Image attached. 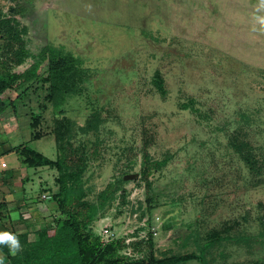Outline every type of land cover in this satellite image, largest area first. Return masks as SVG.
Listing matches in <instances>:
<instances>
[{
	"label": "rangeland",
	"instance_id": "obj_1",
	"mask_svg": "<svg viewBox=\"0 0 264 264\" xmlns=\"http://www.w3.org/2000/svg\"><path fill=\"white\" fill-rule=\"evenodd\" d=\"M258 5L0 0L7 71L25 72L45 46L82 62L61 114L48 85L34 81L22 101L11 93V105L0 112V140L27 143L49 159L57 157L49 135L70 146L82 164L71 177L56 173V192L61 178L72 198L96 209L94 233L110 228L129 244L154 230L156 260L197 255L201 261L178 264H264V32L253 31L260 27L254 17L264 11ZM21 40L29 56L15 66L11 46L19 48ZM31 116L40 117L47 137L31 141ZM145 151L164 163L149 192L140 173Z\"/></svg>",
	"mask_w": 264,
	"mask_h": 264
},
{
	"label": "trees",
	"instance_id": "obj_2",
	"mask_svg": "<svg viewBox=\"0 0 264 264\" xmlns=\"http://www.w3.org/2000/svg\"><path fill=\"white\" fill-rule=\"evenodd\" d=\"M26 31L25 28L22 29L23 33ZM18 45L17 49L11 46L15 66L22 65L29 56L22 40ZM37 57V62L21 74L7 71V65L3 58H0V112H4L8 105H11V93L17 94V98L22 101L30 84L38 81L48 85V98L54 104L56 114H61L66 95L73 93L77 82L80 81L82 62L53 46H45ZM158 87L160 91H164L162 83H159ZM39 118L31 116L33 140L44 137L40 133ZM53 136L57 148L55 160L47 158L26 144L13 150L23 168H49L63 174L62 177L66 174L71 177L68 172L78 168L82 164L81 159L74 154L70 146L62 144L56 135ZM163 166V162L151 160L149 153L144 152L140 173L148 192L151 189L150 179L153 173ZM58 183L61 184L59 191L51 195L58 209L49 225L43 230L30 232L22 237L16 236L19 243L23 242L24 249L14 256L7 244H0V249L8 256L11 264H178L201 261L202 256L197 255L156 260L153 254L152 233L147 234V239H138L129 244L123 238L106 242L101 233L96 234L89 229L96 209L85 203L80 204L72 198L68 185L61 178ZM128 248L132 250L130 255L124 252Z\"/></svg>",
	"mask_w": 264,
	"mask_h": 264
},
{
	"label": "crops",
	"instance_id": "obj_3",
	"mask_svg": "<svg viewBox=\"0 0 264 264\" xmlns=\"http://www.w3.org/2000/svg\"><path fill=\"white\" fill-rule=\"evenodd\" d=\"M32 133L29 138L31 141H37L32 139ZM49 136L56 148L54 136ZM45 137L47 136L41 139ZM16 147L18 146L7 145L6 141L0 140V233L9 232L22 237L30 232L43 230L57 213V204L51 199V195L57 189L55 185L57 172L49 168L21 167L13 150ZM0 256L4 257L3 264H11L1 249Z\"/></svg>",
	"mask_w": 264,
	"mask_h": 264
},
{
	"label": "clouds",
	"instance_id": "obj_4",
	"mask_svg": "<svg viewBox=\"0 0 264 264\" xmlns=\"http://www.w3.org/2000/svg\"><path fill=\"white\" fill-rule=\"evenodd\" d=\"M257 11H264V0H259ZM256 24L260 27L257 29L253 27V31L264 32V15H256L254 17ZM0 244H7L10 249V253L14 256L20 251V244L17 237L9 232L0 233ZM4 257L0 256V264H3Z\"/></svg>",
	"mask_w": 264,
	"mask_h": 264
},
{
	"label": "built area",
	"instance_id": "obj_5",
	"mask_svg": "<svg viewBox=\"0 0 264 264\" xmlns=\"http://www.w3.org/2000/svg\"><path fill=\"white\" fill-rule=\"evenodd\" d=\"M160 219L158 218V221ZM153 235H156V232L153 230ZM101 235L104 237V240L106 242L110 241V240H113L115 238H117L118 236L116 235V232L111 230L110 228H104L101 232ZM147 236V234H146ZM118 239V238H117ZM139 239H144V236L143 237H140Z\"/></svg>",
	"mask_w": 264,
	"mask_h": 264
}]
</instances>
